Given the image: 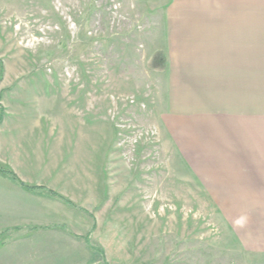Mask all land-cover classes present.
<instances>
[{
	"label": "rangeland",
	"instance_id": "1",
	"mask_svg": "<svg viewBox=\"0 0 264 264\" xmlns=\"http://www.w3.org/2000/svg\"><path fill=\"white\" fill-rule=\"evenodd\" d=\"M248 2L0 0V84L12 87L0 105L43 88L50 128L82 130L89 148L65 140L41 192L95 215L106 264H264V200L210 199L166 126L201 101L181 97L188 81L227 84L229 51H248ZM84 253L64 264H103Z\"/></svg>",
	"mask_w": 264,
	"mask_h": 264
},
{
	"label": "crops",
	"instance_id": "2",
	"mask_svg": "<svg viewBox=\"0 0 264 264\" xmlns=\"http://www.w3.org/2000/svg\"><path fill=\"white\" fill-rule=\"evenodd\" d=\"M248 7V51H229L233 63L225 68L226 85L220 82L207 88L200 81L195 85L181 76L174 79V86L183 80L188 83L189 92L181 97L190 100L199 92L201 101L193 100L195 106L182 115L173 110L166 126L175 138V152L185 157L187 167L199 169L195 172L212 200L243 194L264 200V0H249ZM10 86L1 83L0 93L5 88L11 91ZM40 93L28 89L0 105L5 111L0 123V167L16 177L0 174V264H64L68 257L81 259L82 251L99 254L106 264L109 245L97 238L94 214L20 186L44 188L50 182L65 140L78 152L83 146L89 148L83 144L81 129L62 127L57 118V129L50 128V98L43 88ZM181 135L185 141L179 139ZM246 219L254 227L253 218ZM92 235L96 245L90 243Z\"/></svg>",
	"mask_w": 264,
	"mask_h": 264
},
{
	"label": "trees",
	"instance_id": "3",
	"mask_svg": "<svg viewBox=\"0 0 264 264\" xmlns=\"http://www.w3.org/2000/svg\"><path fill=\"white\" fill-rule=\"evenodd\" d=\"M0 172H2L3 174H7V175H9L13 180H16L15 175H13L12 173H10V172H6V171H2V170H0ZM20 186H21L22 188H24L26 191H31V192H34V193H36L37 191H43V190H46V189H44L43 187H27V186H24L23 184H20ZM47 192H48L47 194H48L51 198H53V199H57V200H60V201H62L63 203H65V204H67V205H69V206H71V207H74L71 203H69L68 201L64 200L63 198H61V197L58 196L57 194H55V193H53V192H50V191H47Z\"/></svg>",
	"mask_w": 264,
	"mask_h": 264
}]
</instances>
